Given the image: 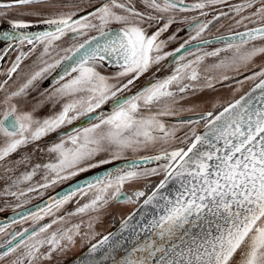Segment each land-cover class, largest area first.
<instances>
[{
	"label": "snow or ice",
	"instance_id": "snow-or-ice-1",
	"mask_svg": "<svg viewBox=\"0 0 264 264\" xmlns=\"http://www.w3.org/2000/svg\"><path fill=\"white\" fill-rule=\"evenodd\" d=\"M17 8L24 9L18 15H34L47 28L29 31L32 22L12 20L10 30H0L4 54L14 46H31L15 57L9 78L37 46L42 48L41 66L16 90L8 92L7 80L0 83L6 93L0 100V166L13 171L6 166L10 157L28 147L52 159L35 164L12 186L31 181L40 170L43 183L5 194L20 199L91 169L124 163L50 197L34 211L16 213L11 224H0V235L7 237L0 242V264H41L65 253L81 235L80 224L65 227L66 217L56 214L77 195L89 194L87 203L66 215L98 213L113 202L138 208L117 231L91 243L77 264H264V66L250 69L264 56V0H12L0 3V17ZM206 9L214 14L202 20L210 14ZM222 19L229 21L228 34L206 39L214 24L217 31L225 27ZM178 23L187 25L189 36L167 51L178 32L165 34ZM65 38L73 43L58 47ZM214 43L222 46L203 51ZM208 58L215 62L203 66ZM111 65L118 71L104 74ZM57 69L52 89L40 92L24 110L35 82ZM153 69L149 81L132 92ZM160 72L168 74L161 78ZM230 80L237 86L226 83ZM246 83L251 87L244 91ZM217 84L231 88L229 99L211 102L208 110L185 106ZM48 103L59 104V111L38 118L35 113ZM167 117L177 119L170 124ZM77 121L79 126L60 134ZM53 133L59 141L42 147ZM142 152L154 154L127 159L128 153ZM29 160L30 155L11 163ZM156 176L162 179L150 194L124 191L126 184ZM45 217L52 219L41 223ZM26 221L31 229L7 232Z\"/></svg>",
	"mask_w": 264,
	"mask_h": 264
},
{
	"label": "rangeland",
	"instance_id": "rangeland-1",
	"mask_svg": "<svg viewBox=\"0 0 264 264\" xmlns=\"http://www.w3.org/2000/svg\"><path fill=\"white\" fill-rule=\"evenodd\" d=\"M67 10V9H66ZM74 10V9H73ZM24 11V9H23ZM221 24H224L225 27L224 28H220L221 29H225L227 30V25L229 23V21H221ZM219 27V25L215 26V29L217 31V28ZM58 47H61L62 43L61 42H57ZM218 48L215 46H206L203 51H212L213 49ZM42 51V48L39 46V49L36 51L35 53V57L37 58L40 55V52ZM191 58V57H189ZM215 62V58H208L206 59V61L204 62L203 66H206L208 64H212ZM264 63V56L262 57H258L255 61H254V65H250L251 66H255V65H259ZM41 65H38L37 67H35L34 65H29L26 68H22V70L27 69L29 72L27 73V75L29 76L31 74L32 71L38 70V68ZM202 66V67H203ZM168 74V73H167ZM166 74V75H167ZM229 75H232L231 73ZM145 76L141 77L137 82L135 87L143 81ZM227 83V82H226ZM250 85L249 83H246L244 85V87ZM237 85H231L232 88L236 87ZM52 88H49L47 90H51ZM38 97L34 98L29 96L28 99L30 101L29 104L24 106V110H30L31 109V105L32 103L35 102L36 99L40 98L39 95H37ZM231 97V88L228 87H224L223 85L217 84L216 85V90H204L203 92L198 93L196 96L192 97V99L190 100L189 104L185 105V106H190L191 104H198L201 106L202 109L204 110H208L210 108L211 102H216V101H224L227 100ZM60 109V105L56 104L55 108H53L52 104L48 103L45 104L39 111H37L35 113V115L38 118H44L47 117L49 115H52L54 112L59 111ZM185 115H189V114H185ZM184 115V116H185ZM177 118L174 117H167L165 118L167 123H174L175 120ZM180 135H183V133L181 132ZM59 140H56L54 142H58ZM52 142V143H54ZM51 144V143H50ZM48 144V145H50ZM47 146V145H45ZM44 147V146H43ZM150 153H139V154H133V153H128L127 157H136V156H140V155H147ZM30 155V160L26 161L24 164H20V165H16L15 163H9V165H6L7 167H10L13 169V171L11 172H6L4 170V167L0 166V210H5V209H9V208H13L15 207L17 204L22 205L24 202L34 198V197H40V192H43V194L45 193V191L52 189L53 187H55L58 183L54 186H51L47 189H40L37 192H31L28 193L26 196L20 197V199H17L14 196L11 195H6L5 191H19V190H26L29 187H34L40 183H43V170L38 171V174L36 176H34L32 178L31 181H27L24 183H21L17 186H12V181L17 179L18 177H20L22 174L31 171L33 166L37 163H45L48 162L50 159H52V157H50L49 155H47L46 153H40L37 152L35 154H33V149L30 150H25L23 148V150L19 153V157L16 159H20L24 156H29ZM13 160V161H16ZM161 176H156V177H150L147 181L143 180V181H139L133 184H126L125 187L127 188H131L134 189L136 188L137 190H144L146 192H148L151 189V186L155 185L156 182L158 181V179ZM89 196H84L81 197L79 195H77L76 197L73 198V200L71 202H69L68 204H66L59 213H57L56 215L58 216H65L66 217V223H65V227H69L71 225L74 224H80V236H77L75 238V244L70 246L69 249L63 253V254H57L54 253L53 254V258L51 261H42L41 264H59L60 262H62L63 260L69 258L70 256H73L75 253H77L81 248H83L91 239H89V237L92 235V233H96L98 235L95 236L98 237L101 233H104L105 231H107L110 228V225L112 226L113 224H115L119 219H121L126 213L127 211H129V209H131V207L134 204H110L108 205L106 208L102 209L101 211H99L98 213H87V214H80V215H75V216H71L68 217L66 214L73 212L78 206L83 205L84 203H87L89 198ZM48 222L51 221L52 217H47ZM91 221V223L93 224L92 229L88 228V224ZM27 223L24 225V227H26L27 225L31 224V221H26ZM25 223V222H24ZM55 230V229H53ZM88 234L87 236L85 234ZM46 251V249H44Z\"/></svg>",
	"mask_w": 264,
	"mask_h": 264
},
{
	"label": "water",
	"instance_id": "water-1",
	"mask_svg": "<svg viewBox=\"0 0 264 264\" xmlns=\"http://www.w3.org/2000/svg\"><path fill=\"white\" fill-rule=\"evenodd\" d=\"M11 2L12 1H4V2H0V3H11ZM66 2L73 3V4H75V3H82L80 1H72V0H68ZM81 14H83V13H81ZM37 21L38 20L31 21L32 22V27L30 29H28L29 31L39 32V31H43V30H45L47 28V25L38 23ZM110 27L117 28L119 26H110ZM0 30H10V26L9 27H2V26H0ZM227 34H223V35H227ZM93 35H95V34H93ZM217 36H219V35H217ZM213 37H215V36H213ZM213 37H210V38H207V39H212ZM193 43H196V42L194 41ZM208 46H215V47H218L219 48L222 45L215 44L214 43V44H211V45H208ZM1 64H2V61H0V66H1ZM261 66H264V63L259 64V65H255V66H251V67H258V68H260ZM103 70H106V72H108V71H117L118 69L114 65H111V66H106V68L103 69ZM59 72H60V69H57V70L53 71L51 75H47L46 74L45 75V78H43L39 82L37 81L38 82L37 89H39V90L38 91H35V92L29 91V93H30L29 96L36 98V97H38L37 95H39L40 92H44L45 89L53 86L54 85V78L57 76V74ZM152 74H153V72L151 74L144 75L145 77H144L143 81L140 82L136 87H134L132 89V92H135L137 89H139L142 86H144L146 84V82L149 81V78L152 77ZM244 74L245 75H250L251 72H246ZM165 75L166 74H161L160 75V73H158V76L161 77V78L163 76H165ZM236 78L237 79H241L242 77H236ZM227 84H230V85H233V86L236 85L234 80L228 81ZM249 87H251V84L248 85V86H246V87H244V91H247ZM125 94L126 95H130L131 93H125ZM236 98H238V96ZM105 107L107 108V106H105ZM188 116L189 115H185L182 118H188ZM80 123H81L80 121H77L73 125H68L67 127H65V128H63V129L60 130V134H63V133H66V132L70 131L72 128L79 126ZM56 140H59V136H58V134L53 133V134L45 137L40 143H41V146L43 147V146L48 145V144H50V143H52V142H54ZM24 149L25 150H28V149L32 150L33 148L32 147H28V148H24ZM22 150H23V148L16 155H13L12 157H10V162L13 161V160H16L19 157V153ZM150 154H154V153H150ZM147 155H149V154H147ZM137 157L138 156H136V157H129V158L127 157V159L132 160V159H135ZM9 163L7 165H9ZM123 163H124V161H116L112 165H104V166H101L100 168L91 169L88 172L81 173L78 176L73 177L70 180L64 181L63 183L56 185L55 187H53L52 189H50L48 191L46 190L45 193L43 195H41L40 197H37V198L34 197V198H32V199L24 202L22 204V207L21 208H15V207H13V208L5 209V210H0V224H11V219L14 216H16V213L24 212V211H34V210H36L37 206H43L45 204V202L49 201V198L50 197H55L57 194H63L65 192L69 191L71 187H74L77 184H82L86 180L91 179L94 176L102 175L106 169L113 168V167L118 166V165H122ZM148 166L149 167H155L156 165L153 164V165H148ZM37 174H38V172H37ZM160 179H162V176L158 179V181L156 183H158ZM0 187H1V184H0ZM124 191L127 194L131 195L134 191H138V190L136 188L131 189V188H127V187L124 186ZM150 191H151V189L147 193L150 194ZM143 199L144 198H141L140 203H142ZM112 204H116V203L113 202ZM124 205H127V204H124ZM137 208H138V205L134 204L131 207V209H129V211H127V213L121 219H119L118 222H116L112 226L110 225V228L107 231H105L99 237H97L96 239H94L93 241H91L85 247L81 248L73 256H70L69 258L65 259L64 261L60 262L59 264H77V258H80L83 253L87 252V249H88V247L90 246L91 243H95L96 240L100 239L101 236L106 235L109 232H115V231H117L119 229V227H120L121 220L123 218H125L126 216H128L129 214H131L132 212L136 211ZM13 209H15V211ZM137 218H139V213L138 212H137ZM17 219H18V217H17ZM26 223L27 222H25V223L22 222V223H17L15 225H12V226H10L7 229V232L11 233L13 231H21L24 228L31 229L32 224L27 225L26 227H24V225ZM41 223H48L47 217H45L44 221H42ZM5 239H7L6 236L0 235V242H3V240H5Z\"/></svg>",
	"mask_w": 264,
	"mask_h": 264
},
{
	"label": "flooded vegetation",
	"instance_id": "flooded-vegetation-1",
	"mask_svg": "<svg viewBox=\"0 0 264 264\" xmlns=\"http://www.w3.org/2000/svg\"><path fill=\"white\" fill-rule=\"evenodd\" d=\"M4 1H12V0H0V2H4ZM66 1H68V0H66ZM72 1H80L82 3L84 2V0H72ZM185 2L186 3H192V2H194V0H185ZM231 2L232 3H239L240 0H231ZM137 7L142 9V6L139 4L137 5ZM223 10H227V9H223ZM21 11H23V9L17 8L15 11H10L8 13L7 17H0V26L9 27L10 21H12V20H24V21H29V22L34 21V20H38V18L34 15H23V16L18 15V13ZM206 11H209L210 14L208 17H201L202 20L203 19H211L212 15L214 14L211 9H206ZM194 15H198V13H183V14H181V16H188V17L194 16ZM180 18H181L180 16L177 17V19H180ZM221 21H226V20L222 19ZM111 26H118V25L113 24ZM215 26H217V25L214 24L213 26L210 27L209 31L205 32L204 36L206 39L213 37V36H217V35L227 34V30H225V29H221L219 31H216ZM177 32H178V37L176 39H174L168 45V47L166 49L167 51L174 50L181 43H183V41L185 39H187L189 36V32L187 30V25L186 24H179V23L173 25L171 27V29L169 30V32L165 34V36L172 35L173 33H177ZM93 34H95V33H91V35H93ZM61 43H62L61 47H67L69 44L73 43V41H71L69 38H65V39H63V41H61ZM4 47H6V42H0V55H4V59L0 60V61H2V64L0 66V83H3L5 80H7L8 83L6 85V88H7L8 92H11V91L16 90L28 78L27 73L29 71L27 69L22 70V68H26L29 65H34L35 67H37L38 60L35 57V53L39 49V46H37V50L34 53H31L28 56V58L24 59L21 62L19 69L17 70L16 73L12 74L11 78H9L6 75V73H7L8 69L12 66L13 62L15 61V57L19 54L20 51L27 52L31 46L27 45V44H25L22 47H15L14 46L13 49L9 50V52L7 54H4L2 51V49ZM165 63H167V61H165ZM250 69H251V71H259L260 70V68H258V67H251ZM102 71L103 72L105 71L104 74H106V75H112L116 72V71L106 72V70H103V69H102ZM152 72H155V69H153ZM152 72H149L147 74H151ZM161 74H167V73L166 72H160V75ZM38 82H35L33 88L30 89L29 91H31V92L38 91L39 90V89H37ZM53 86H51L49 88H52ZM49 88H47V89H49ZM5 95H6L5 91L0 90V100H2ZM16 154H14V155H16Z\"/></svg>",
	"mask_w": 264,
	"mask_h": 264
}]
</instances>
